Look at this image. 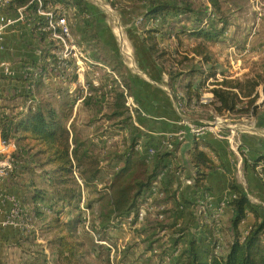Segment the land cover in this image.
Here are the masks:
<instances>
[{"label":"trees","instance_id":"trees-1","mask_svg":"<svg viewBox=\"0 0 264 264\" xmlns=\"http://www.w3.org/2000/svg\"><path fill=\"white\" fill-rule=\"evenodd\" d=\"M42 1L44 6L51 3L74 7L76 33L83 40L85 36L93 42L91 49L94 50V58L101 56L98 49L102 41L99 19L86 0ZM110 2L115 5L113 1ZM222 5V0L131 1V6L143 7L138 25V28L141 27L143 44L160 71L167 76L168 87L182 115L194 123L213 122L225 116L262 117L264 120V70L256 77L233 79L219 70L215 54L209 47L212 43L224 42L231 27ZM22 7L30 13L36 36L44 44L41 62L32 63L36 74L30 85H35L38 92L21 93L25 98L34 100L33 107L26 113L3 116L0 128L2 138L7 142L15 141L18 147L13 155L15 169L9 177L15 175L18 178L16 184L31 224L35 228V218L40 221V236L47 241V245L37 247L39 252H33V249L29 251L33 258L31 264H37L38 254L43 258V264H52V255L56 257L55 264H88L89 253L78 239L82 217L79 213L81 186L77 177L89 188L99 181L106 170L112 169L107 187L109 191L98 199L106 200L98 215L100 227L105 231L113 222L124 219L136 210L162 174H166L165 178L172 176L174 179L180 168L173 165L174 151L161 148L162 140L157 143L149 140L144 144V152L137 150L138 144H143V133L133 125L125 96L117 88L106 92L89 84L81 106L95 111L94 121L103 119L115 122L114 126L119 132L132 129L134 136L121 154H104L98 150V144L79 134L75 121L68 128L74 107L84 96L79 87L72 91L77 76L70 74L65 66H59L53 54L56 45L48 41V32L42 31L46 20L37 14L38 1L12 0L13 11ZM27 80L30 81V77ZM45 80H49L48 84ZM104 80L109 81L108 77H104ZM123 81L133 96L129 78L124 76ZM53 84L61 87L52 90ZM48 92H51L50 100L41 96ZM206 95L212 98L204 103ZM52 99L57 106L51 103ZM192 112L199 113L200 117H192ZM193 137L195 147L190 151V156L197 199L191 200L185 196L179 199L176 190L164 185V202L173 204L172 210L168 211L173 213L170 215L173 224L156 225L157 229H174L180 224L179 231L174 232L181 236L174 241V245L183 242L184 248L175 264H264V217L247 193L235 182L230 184L235 197L225 210L224 215H230L226 225L214 220V211L206 207L203 209L200 204L210 191L205 183L208 173L215 170L216 165L200 150L202 139ZM204 145L210 146L205 141ZM150 148L155 150L152 157L146 156V149ZM115 160L122 162L119 168L112 166ZM105 161L108 164L102 166ZM244 162L264 183V156L245 158ZM189 208L197 209L196 212L193 209L195 215L191 211L186 216L187 220L180 223L178 220L183 217L179 219L177 215L187 213ZM65 214L68 215L67 219L64 218ZM250 215L253 222L246 231L243 225ZM34 233L32 231L24 237L31 244H34L32 241L36 237ZM219 246L224 253L216 252Z\"/></svg>","mask_w":264,"mask_h":264},{"label":"crops","instance_id":"crops-1","mask_svg":"<svg viewBox=\"0 0 264 264\" xmlns=\"http://www.w3.org/2000/svg\"><path fill=\"white\" fill-rule=\"evenodd\" d=\"M12 16L17 18L15 13H12ZM74 36L84 43L90 55L97 61L108 63L110 62L108 59H114L116 61L117 59H120V55H123V52L120 50V45H117L118 54L114 55L113 53L108 54L106 51H102L99 44L98 48L102 57L99 55L98 58L96 55V58H94V52L91 49V44L93 42L85 36L83 40L81 35L77 33ZM86 41L88 42L86 43ZM43 49L44 44L41 43L36 36L34 24L30 19V13L27 11V19L25 21L18 22L13 28L9 29L2 42L0 60L9 64L12 75L0 76V98L3 101L0 107V119L5 115L19 112L20 106L23 105L27 99H31L25 98V96H23L21 93L25 92L26 94L31 92L32 94H37L38 90L36 89L35 85H30L33 75L36 74L32 63L35 62L39 64L41 62ZM30 69H32V71H29ZM163 76L165 77L166 88L161 87L158 84L155 85L170 97V101H167V103L153 101L149 96L148 84L142 85V87L139 86L140 84L134 86L131 79L127 76L131 82L132 93L134 98H136L135 100L137 101V104H139L148 113V115L146 114L145 117H138V122L141 127L140 131L143 133L141 134V141L144 145L149 140L157 143L159 140H163L166 137L171 139V141L176 146L174 150H172L174 151V167L178 166L180 168V171L178 172H181L185 177H193L195 172L191 164L190 151L195 147V139L192 135L187 133L185 134V132L181 130L182 127L180 125V127H175L174 125L176 124L172 121H169L172 118L170 114H168V111L171 110V106L176 109L177 104L174 101V98L172 97L168 87V78L165 74H163ZM29 77L30 81L27 80ZM48 82L49 80H45L46 84H48ZM82 84L90 86V74H85L83 79H81V77L80 79L77 77V83L72 88V91H74L76 87H79L84 96L75 105V112L69 121L68 128L70 127L71 123L76 120V111L78 110V107L81 106V102L86 96ZM153 107H157L162 110L167 114V117L158 119L152 116L149 112L152 111ZM182 117L188 119L185 116ZM197 124H202V122ZM225 130L227 134L230 133L229 129ZM239 131L233 138H230L232 141L218 139L211 132L205 133L200 137V139L203 141L200 142L202 143L200 145V150L204 151L216 165L215 170H212L208 173L205 183L210 188L208 193L212 197L213 203L219 205L233 199L234 193L230 190L229 186L232 182H235L242 191L247 193L250 201L257 207L261 215L264 217V183L244 162L245 158L264 156V139H262V135H257L255 133V135H244ZM175 133L176 137H180L172 138ZM204 141L210 146L208 147L204 145ZM116 162L117 164L114 165L113 163L112 166L119 168L122 165V162L120 160H117ZM107 164L108 163L105 161L103 162L102 166H106ZM178 178L179 177L177 176V178L173 179L172 176H169L168 178L164 179V185L167 188L176 190L179 199L182 196H185L187 199L191 200L197 199L195 198L196 195L194 194V189L192 187L185 186ZM17 180L18 178L14 175L0 184V264H31L32 255L29 253V251L36 249L43 244L47 245V241L40 236V221L37 218L34 220V231L36 232L34 233L36 234V237L34 238V241H32L34 244H31V242L26 240V238H24L25 236L19 229L5 225L11 208V203L6 199V196H18L20 197L23 204L20 188L16 184ZM97 184L98 187L102 186L101 183L99 184V181L96 182V185ZM83 195L86 196L89 202L93 203V205L95 204V208L98 207L96 200L90 199L93 194L90 195L89 188L86 187L85 184L84 189L81 187V199ZM89 202L88 206L90 207ZM167 205L168 209L172 210L173 204L167 203ZM193 209L195 212L197 211L195 208H189L186 210L187 213L185 212L178 214L177 217H179V219L183 217L178 221L180 223H183V221L185 222L187 220L186 216L188 213L193 211ZM171 213L172 212H169V216ZM67 217L68 215L65 214L64 218L67 219ZM229 217V213L224 215L222 223L226 225ZM252 222L253 217L250 215L247 222L243 225L244 228L246 227V231L250 228ZM167 224L172 225L173 219H169ZM156 225L157 223L155 221H148L146 227L137 229V231L139 230L140 233L134 236H136L135 240L139 243L131 246L127 245L128 247L123 249L124 251L121 250L117 256V264H124L125 256L127 254L125 251L127 250L134 252V254H131V258L133 260L131 264H143L144 262L148 263L150 261L152 262V259L154 260L155 258V255L151 254L153 247L157 246L159 248H163L165 241V236L162 235V231L164 229H157ZM116 226L118 225L112 224V226L108 229H105V231L108 230L109 233V231L115 229ZM81 227L83 229V226L81 225L78 231V239L83 243L82 239L80 238V231L82 230ZM171 230L172 229L167 231L169 232ZM129 231L130 232L128 233L120 229L116 236L117 238H120V241H123V236L130 235V233H132V230ZM145 243H147V245ZM46 253L49 255L48 250ZM160 259L161 257L158 256L159 261Z\"/></svg>","mask_w":264,"mask_h":264},{"label":"rangeland","instance_id":"rangeland-1","mask_svg":"<svg viewBox=\"0 0 264 264\" xmlns=\"http://www.w3.org/2000/svg\"><path fill=\"white\" fill-rule=\"evenodd\" d=\"M86 1L91 7H93L95 15L99 19V31L101 32L102 39L100 43L101 50L106 51L108 54L113 53L116 55L118 54L117 45H120V50L123 52V55H120L119 60L117 59L115 61L114 59H108L110 62H106V65L115 70L116 68L118 69L117 64H120L119 69L115 71L122 80H124V76L126 77L127 75L134 86L140 84L139 86L142 87V85L148 84L149 96L153 101L162 103L169 102L170 97L155 85L158 84L161 87L166 88L165 77L146 50L141 38V27L138 28L143 7L131 6L132 0H111L115 5H112L110 0ZM222 3L223 11L225 15L229 17L231 27L228 29L227 36L225 35L224 42H219L217 44L212 43L209 46L215 54L219 70L224 71L233 79L256 77L264 70V17L260 21L257 18L258 8L263 9L264 12V0H222ZM72 33L76 35L74 28L72 29ZM247 44H249L250 47L248 48V52L245 53L244 50ZM232 48H235L237 52L232 51ZM120 73H123L124 76ZM60 87L59 84H53L51 88L54 90L56 88L59 89ZM46 92L47 91H45L44 94H46ZM50 94L51 92H48L47 95L41 96L44 97V99L50 100ZM205 97L209 99L212 98L211 95H206ZM51 103L57 106V102L53 99ZM142 110L148 115L143 108ZM106 111L108 113L110 112L109 110ZM107 112H105V115ZM168 112L172 118L169 121L174 122L176 124L174 125L175 127L181 126L183 128H181V130L185 132V134L192 135L189 128V125H192V122L183 118L182 116L184 115H182L177 107L174 109L171 106V110ZM149 113L158 119L167 117V114L157 107H153L152 111ZM76 114V130L79 131V134L83 138L90 139L98 144V150L100 149L104 154H121L124 147L130 144L131 137L134 135L132 129H126L119 132L118 128L114 126L115 122H107L103 119L94 121L95 111L86 110L82 106L78 107ZM198 114L199 113H191L192 117L196 118L200 117ZM218 118L222 120L221 123L223 126L238 128L240 129L239 132L244 135H262V139H264V120L262 117L255 119L238 118L234 116ZM213 122H215V120ZM172 138H177L176 133ZM116 164L117 162L115 160L114 165ZM112 172V169L109 168V170H106L99 179V184L101 183L102 186L98 187V184H95L94 186L89 187L90 195L93 194L90 199H95L96 204L98 205V215L101 205L106 203V200L98 201V199L108 193L109 190L107 187ZM88 202L89 201L87 200V203ZM89 205L90 207H93L95 204L93 205V203L89 202ZM79 213L83 219L81 211ZM98 215L96 219L94 218V221H100ZM168 219H172L171 216H169ZM93 227L96 230H99L102 239L107 240L115 247V257L119 255L121 250L139 243L135 240L136 236H134L140 233L139 230L123 229L122 227L116 226L115 229L110 230L108 233V230L104 231V229L100 227V224L93 225ZM120 229L128 233L130 232L129 230H132L130 235L123 236L124 242L120 241V238H117L116 236ZM243 229L246 230V227H243ZM80 238L83 241L84 248L89 253L88 264H111L109 260L110 253L107 247L96 245L90 234L84 228L80 231ZM226 243L227 240L225 241V244ZM145 244L147 245V243ZM36 251H38V248L33 249V252ZM125 252H127V254L125 256L124 264H131L133 261L131 254H134V252L128 250ZM222 253H224V251H221V254ZM50 255L49 252V256ZM55 258V256H51L52 264H55ZM35 262L37 264H43V258L38 254V259ZM158 262V257H155L154 260L152 259V262H144L143 264H158Z\"/></svg>","mask_w":264,"mask_h":264},{"label":"built area","instance_id":"built-area-1","mask_svg":"<svg viewBox=\"0 0 264 264\" xmlns=\"http://www.w3.org/2000/svg\"><path fill=\"white\" fill-rule=\"evenodd\" d=\"M37 1L39 4L37 14L46 20V26L42 28V31L48 32V41H51L56 45V49L53 50V54L57 58L59 66H65L70 74H76L79 79L80 77L83 79V76H85L87 73L90 74L91 84L96 88H103V90L106 92L111 91L114 88L119 89L125 96L126 107L128 108L129 114L132 117L133 125L141 129L138 122V117H145L146 114L137 104L134 96L130 95L122 78L114 69H111L109 66H107L105 62L93 59L84 43H82L72 33V29L76 24V9L74 7L68 8L62 5H53L51 3L44 6L42 0ZM11 2L12 0H0V50L2 49V42L8 30L13 28L18 22L25 21L27 19L26 8L22 7L14 12L11 9ZM12 13H15L17 18H14ZM263 17V9L258 8V20L260 21ZM249 47L250 45L247 44L244 50L245 53L248 52ZM232 51L237 52L235 48H232ZM29 71H32V69ZM2 75H12V72L10 71L9 64L0 60V76ZM104 77L110 78L109 81H105ZM82 85L83 90L87 95L89 86L85 84ZM209 101V98L205 97L203 99L204 103ZM2 102L3 101L0 98V107ZM33 105L34 100L27 99L25 103L20 106L19 112L26 113L31 110ZM221 121L222 120L220 118H216L215 122H203L202 124H197L191 121L192 125H189V128L192 135L197 138H200L205 133L211 132L218 139L232 141L230 138H233L240 129L223 126ZM225 129H229L230 133L227 134ZM161 145L162 149L168 151H172L174 149V143L167 137L162 140ZM17 149L18 148L15 141L7 142L2 138L0 128V184L6 181L10 174L14 172L15 164L13 155L17 152ZM137 150L144 152V145L139 143ZM154 154V149H146V156L152 157ZM258 170L260 171L261 167H259ZM177 176L185 186L193 188V177H185L180 172L177 173ZM165 177L166 174H162L158 178L136 210L131 212L124 219L113 222V224H116L123 229L134 230L146 227L148 221L167 224L169 220V209L167 203L164 202L166 198L163 190ZM77 179L82 189H84L83 181L79 178ZM6 199L11 203V208L5 225L19 229L24 236L34 231L20 197L15 195H7ZM229 202L230 201H227L216 205L213 203V199L208 193L205 195L204 199L200 201V204L202 205L203 209L206 207L208 210L214 211L212 218L219 224H222L223 216ZM97 210L98 209L94 206H88L87 198L85 195H83L80 203V211L83 216L82 226L90 234L96 245L107 247L110 253V263L116 264L117 257H115V247L107 240L102 239L101 233L93 227V225H99V220L94 221V218L96 219L98 215ZM179 229L180 224L169 232L167 230L170 229L166 228L162 231V235L165 236L164 249L155 246L151 251V254L155 255V257H161L159 264H175L177 262V259L184 248L183 242L179 243L178 245H174V241L181 236V234L175 233L174 231H179ZM221 251H223V248L219 246L216 252L221 254Z\"/></svg>","mask_w":264,"mask_h":264}]
</instances>
